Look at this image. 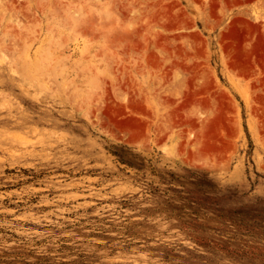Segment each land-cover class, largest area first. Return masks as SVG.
<instances>
[{
    "label": "rangeland",
    "instance_id": "374dc122",
    "mask_svg": "<svg viewBox=\"0 0 264 264\" xmlns=\"http://www.w3.org/2000/svg\"><path fill=\"white\" fill-rule=\"evenodd\" d=\"M0 264H264V0H0Z\"/></svg>",
    "mask_w": 264,
    "mask_h": 264
}]
</instances>
